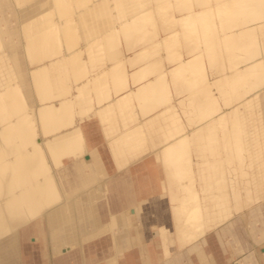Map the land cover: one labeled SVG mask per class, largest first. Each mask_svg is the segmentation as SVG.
<instances>
[{"label": "bare ground", "instance_id": "6f19581e", "mask_svg": "<svg viewBox=\"0 0 264 264\" xmlns=\"http://www.w3.org/2000/svg\"><path fill=\"white\" fill-rule=\"evenodd\" d=\"M15 1L22 12L20 21L19 16L17 19L19 27L20 22L22 23V34L27 38L25 39L26 48L31 49V55L34 56L29 70L32 73V86L34 79L35 94L39 103L35 105L33 113L25 114L22 111L24 108L22 104H17L16 100L8 101L16 99L13 96L18 93V85L10 83L16 75L13 73L9 57L2 52L0 54V72L3 73L0 78V111L4 110L12 115L9 116L10 120L6 119L7 121L4 122L5 116L0 113L3 120L0 122V255H5L4 261L0 259V264H23L25 261L23 255L29 250L25 241L29 239L33 248L41 247L44 243L40 242L39 234L42 236L43 227L48 242L51 236L50 245L59 247L62 241L75 236L69 224L67 228L62 225L72 214L73 219L76 220L74 222L79 223L78 226L84 232L88 229L87 224L93 217L92 213L96 216L101 215L98 202L101 197L109 194L107 193V179H105L108 172L98 146L91 144L94 142L91 136L95 137L92 132L93 126L94 130H100L110 161L122 179V181L119 180V189H122L124 185L133 191V182L130 181L131 179L128 180L127 176L125 177V170L128 169L130 163L140 158V153L148 146L145 126L151 127L162 123L165 126L173 119L170 110L176 104L165 106L157 111L153 107L159 101L166 102L170 99L167 94L170 90L165 79L172 82L185 75L181 82L185 90V85L190 83V77L194 79L205 70L206 74L203 76L207 80V87L204 89H207L205 93L209 110L203 116L207 117L208 148L212 149L211 142L215 141L214 136L220 129L223 131L221 139L225 144L223 146L225 149H220L225 151L227 145L231 143V151H241L244 155L234 165L235 168L227 173L222 170L223 176H220L222 163H220L221 160H216L213 150L211 154L202 155L200 153L204 150L198 148V153L194 154L198 160L191 166H189L190 158L185 159L181 164L177 162L179 157L188 152L187 146L193 143L195 147L196 143L198 144L197 139L190 137L197 129L186 134V139H177L162 149L166 153L164 156L167 155V158L172 159V164H174L173 168L167 160L166 170H157L159 174L167 172V182L171 188L166 186V189L170 192L175 187L183 199L191 200L189 204L187 203L190 208L182 211L185 215L180 220L181 222L177 221L178 218H173L170 221L172 225H167L169 220L159 218L154 225L156 230L153 235L158 241V246L160 245V251L166 246L187 245L190 240L198 236L196 232L200 234L209 230L215 224L223 222L229 213H238L244 207L248 208L262 199L259 187L264 188V0H235L232 6L224 5L222 10L224 16L219 19L218 31L208 34L204 39L205 51L194 53L190 59L184 57L181 62L166 71L167 76L160 75L146 88H137L134 92L136 95L133 97H128L132 94L130 90L120 87L114 95H104L101 98L100 93L95 94L96 97L88 95L91 90L102 85L104 73L111 68L96 72L86 81L77 83L73 95H68L69 91H65L66 86H61V80L65 78L67 55H63L62 59L49 61L40 67H31L48 55L41 49L32 52L34 46H41L45 43L43 42L45 39H38L37 36L50 27L45 19L41 20V15L47 9L55 7L58 9L57 12L65 10L68 7V0H36L29 7L25 6L26 0ZM87 2L88 0H81L76 6L83 10ZM102 2L103 0H97L85 11H79L81 13L78 18H81L82 23L87 22L89 16L97 18L106 15L102 9ZM203 2L204 0H176L175 3L170 4L171 11L174 8L183 12L192 10L193 13L187 15L185 22H181V25L188 23L192 26L190 45L193 50L197 47L194 34L201 30V26L197 24L201 22L199 18L201 16L197 12L200 8L196 9L195 4L199 7ZM12 7L16 14L17 7L13 3ZM3 10H6L5 7ZM206 13L209 18L212 10L207 8ZM65 21L69 22L67 19ZM206 22L208 23L205 27L213 24L210 20ZM43 23L46 25L44 26ZM107 23L112 24L111 21ZM132 24H134L133 18H127L119 24V30H123L124 36H129L127 33ZM56 28L62 32L63 36L69 37L72 34L73 27ZM90 28L92 32L99 29L94 25ZM0 29H2L1 26ZM51 33L47 34V38ZM88 34L91 33L85 36ZM114 34H119V31L115 30ZM189 34L186 32L181 36L185 38ZM111 45H114V48L111 49L110 54L113 52L115 55L119 50L118 45L115 42L108 44L102 39L87 45L81 51L87 52L92 63L97 65L101 59L98 56L93 58L95 52L99 53L98 50ZM169 55H171V49L167 50L166 57ZM69 56L70 54L68 58ZM214 57L219 60L220 69L227 68V64L231 63L234 66L229 72L221 71L216 82L211 81L212 76L208 75V69L209 71L214 68L219 69L218 65H212ZM115 76L113 75L114 78ZM210 84H212L211 87L208 86ZM180 89L175 88V90ZM197 89L199 90V87ZM215 89L218 97L215 96ZM237 89H244L243 92L247 94L242 110L230 107L233 91ZM187 90L190 95L182 96L177 107L189 118L192 116L194 118L198 116L196 109L203 105L204 96L197 95L198 91L192 88V85L190 88L187 87ZM145 96L147 99L143 100ZM135 97L141 103L139 112L134 114L122 111L132 105ZM93 98L94 100L89 102V99ZM188 104L191 105V112L186 113V109L190 106ZM225 106L227 110L224 113L221 111L220 121L218 125H215V111L222 110ZM140 117H143L142 120H139ZM236 117H240V121L243 118L246 119L239 129L233 126ZM201 118L203 117L199 116V119ZM164 131L168 130L164 129ZM164 131L161 134H165ZM241 131L247 135L243 139L235 138ZM149 135L153 133L150 132ZM172 138L166 137L163 140ZM216 140L219 139L216 138ZM27 141L29 146H25L23 150ZM235 141H242L245 144L237 145ZM255 156L260 160L256 162L253 173H250L245 168L253 165L252 159H256ZM190 167L192 168L189 169ZM241 173L247 174L248 178L238 179ZM221 181L227 184L222 185V191L217 193L216 189ZM134 184L136 186L133 191L134 196L138 199H146L142 194L147 189L146 181L138 178ZM151 188L154 189L153 186ZM127 192H124L125 200L132 199L134 196ZM84 205L86 208L81 209L80 207ZM55 215L56 219L53 218ZM109 215L113 226L114 218L119 221L126 219L117 213H109ZM129 216L132 217V215ZM57 221L58 223L62 221L59 226H62L60 232L49 231L50 226L58 225ZM179 226L185 232L180 236L176 229ZM36 242L38 246L33 245ZM50 245L47 249L46 247L40 248L42 249L41 254H48V260L51 259L50 254L52 253ZM80 245H73L72 251L80 248ZM72 251L70 248L66 249L61 256L62 259L58 258L55 262L75 264L76 258L74 253H71ZM103 255L105 256L106 253ZM152 256L155 255L152 254ZM67 259L68 261H65Z\"/></svg>", "mask_w": 264, "mask_h": 264}, {"label": "rangeland", "instance_id": "374dc122", "mask_svg": "<svg viewBox=\"0 0 264 264\" xmlns=\"http://www.w3.org/2000/svg\"><path fill=\"white\" fill-rule=\"evenodd\" d=\"M33 1L36 0H26L25 6L29 7ZM79 1L81 0H68V7H66L65 9L66 11L62 9L60 10V12H57L58 9L57 7H55L51 8L50 10L47 9L46 12H43V14L41 15V20L45 19L50 27L46 28L45 31L40 32L42 34H39L37 36L38 39H45L43 41L45 43L41 46H34L32 48V52L41 49L43 53L47 52L48 55L35 62V64L31 65V67L34 66L37 68L47 64L49 61L62 59L65 55H67L65 78L63 77V79L61 80V86H66L65 91H69L68 95H73V90L77 83H82L86 81L90 75H93L96 72L99 73L103 69L111 68L109 69V71H106L104 73V76L102 75L104 78L102 79V85L94 88V90H91L88 95L94 96L95 94L97 95L98 93H100V98L104 95H114V92L117 91L120 87H125V89L130 90L132 94L128 95V97H133L136 95V93L134 92L137 88H146L147 85H150L154 81V79L160 75L167 76L166 71L169 70L171 67L175 66L176 63L181 62L184 57L190 59L194 53L196 54L201 50L205 51V46H203L204 39L205 37H207L208 34L218 31L217 25L219 24V19H222V17L224 16L222 13L224 5L227 7L232 6V4L234 5L235 3V0H204L203 4H201L199 7L195 4L196 9L200 8V10H197V12H199L201 16L199 17L201 19V22L197 24L201 26V30L199 33L196 32V34H194L195 43L197 47H195L196 49L193 50L192 46L190 45V41L192 39L190 30L192 26L188 23L181 25V22H185L186 16L193 12L192 10H189V12H183L176 8L171 11L170 8H172V6L170 7V4L175 3L176 0H103L101 5L103 12L106 13V15L97 18L89 16V19L85 23H82L81 18H78L79 13L85 11V9L89 7V5H91L97 0H88L87 4L85 5L86 8L83 10L76 6ZM12 3L13 5H15V7H17L16 14L14 8L12 7ZM4 7L6 10H3ZM18 7L19 5L16 3L15 0H0V26L2 27V29H0V54L4 52L5 56L9 57L13 73L16 75L13 76L10 83L18 85V93L13 96L16 97V99H11L8 101L12 102L16 100L17 104H22L24 106L22 111L27 114L33 113L34 107L35 105H38L39 100L35 94L34 79V88L31 84L32 73L29 70L30 62H32V57L34 56L31 55V49L29 50L26 48L25 39L27 38L26 36L24 37V35L22 34L21 22L19 27L17 16H19L20 21V16L22 12ZM207 8H210L212 10V13L209 14V18L206 16ZM108 17H110L111 19H109ZM127 18H133L134 24H132V27L128 30L127 35L129 36H124V33H122L123 30H119V24L125 21V19ZM66 19L69 22H66ZM207 20H210V22L212 21L213 23L211 25L209 23V27H205L208 23L206 22ZM107 21H111L112 24L107 23ZM178 24L180 26H178ZM43 25L45 26L46 24L43 23ZM91 25L98 26L99 29H96L97 31L92 32L90 28ZM65 26L73 27L72 34H70L69 37L63 36L62 32L56 28ZM133 27L134 29H132ZM53 28L55 29L53 30ZM115 30L119 31V34H114ZM186 32H189L190 34L188 36L185 35V38L182 37L181 34ZM48 33L51 34L47 38ZM87 33L91 34L85 36ZM180 36L182 39L180 38ZM99 39L108 42V44H112V42H115V44L118 45L119 50L115 55H113V52L112 54H110L111 49L114 48V45H111L113 47H105L107 46L105 45L104 49L102 48V50H98L99 53L95 52V54L93 55V58H96L98 56V58L101 59L97 65H94L87 52H82L81 50H84L87 45L95 43ZM170 49L171 55L166 57L167 50ZM68 54H70L69 58ZM212 62L213 66L218 65L219 68L220 62L217 57H214ZM147 65H149L148 68ZM227 65L228 67L223 69L214 68L212 71H209L208 69V75L212 76V79L210 80L216 82V80L221 75V71L225 70L229 72L234 67L233 63ZM2 74L3 73L0 72V78ZM205 74L206 72L204 70L203 73H199L198 77L194 79L190 77V83L189 85H185V90H183L181 86V82L183 81V77L185 75L183 77H179L178 79L172 82H170V80L165 79V82L169 86L168 89L170 91L168 90L169 93L167 94H169L170 99H168L166 102L159 101L157 102V105L153 107H155L154 110L157 111L165 106L168 107L171 104H176L174 108L170 110V112L173 114V119L170 120V123H167L165 126L164 123L151 127L145 126V132H147L146 134L148 135V146H146L145 149H143V151L140 153V158L138 160L136 159L137 161H132L133 163H130L129 165L132 166L130 171L133 170L129 173V175L132 173L137 177H142L143 181H146L147 178V189L150 188V185L154 187V189H150L151 194H154L155 189L160 188V192L156 193L155 196H152L149 199L150 202H152L153 206H148V209L152 211V209L154 208L159 214L163 215L164 219H168L169 222L167 223V225H172V222L170 221H172L173 218H178L177 221L181 222L180 220H182L185 215L182 211L184 209L188 210L190 208L188 207V204L191 199H183L178 189L174 186V189L170 190L169 192V190L166 189V186L167 188L168 186L171 188V186L167 182V172H161L162 174H159L160 172L157 171L159 169L166 170L165 168H167L168 166L166 164L167 160L169 161V165L171 167L174 166V164H172L173 160H169L167 158V155L166 157L164 156L165 152H163L162 149L165 146L177 139H186V134L191 133L195 129H197V131H194V134H192L190 137L197 139L199 141L198 144L196 143L195 147L193 146V143L190 144L191 146H187L186 150L188 152H186L184 155L177 159L178 163H184L185 159L190 158L191 163L189 164V166H191L192 163L198 160L196 155H194L195 153H198V148L204 150L202 151V153H200L202 155H206L207 153L211 154V150H213L216 160H221L220 163H222V165L220 166V170H224V172L227 173L232 168H235L234 165L238 163V161L241 160L242 156L244 155V153L241 151H231V143L227 145V151H223L220 149L223 148V146L225 145L223 140L221 139L223 137V131L220 129L216 136L213 135L215 141L213 140V142H211L212 149L209 150L208 148V141L206 140V138H208V135L206 133L207 117L203 116V114L207 113L209 110L207 106L208 101L205 93L207 89H204V87H207V80L204 77ZM113 75H116L115 78L113 77ZM191 85L192 88H196V91H198V93L196 92L197 95L204 96V101L202 103L203 105L198 106V108L196 109V112H198V116L194 118L193 116L192 118H189L187 114L183 113V111H181V109L177 107L178 101L182 96H184L185 94L190 95L189 91L187 90V87L190 88ZM208 86L211 87L212 84ZM176 87H179L181 89L175 90ZM197 87H199V90L197 89ZM243 91L244 89H237L233 91L234 93L232 96L233 98L230 103V107H237V109L240 108L242 110L243 101L247 98V94ZM214 92L215 96L218 97L216 89L214 90ZM94 98L89 99V102L93 101ZM146 99L147 96L143 98V100ZM140 107L141 103L140 101H137L135 97L132 102V105L122 111L137 114L140 110ZM225 107L222 110L215 111V125H218V122L220 121L221 111L222 113H224L227 110V107ZM190 109L191 105L186 109V113L191 112ZM0 113L2 116H5V119L3 118L4 122L7 121L6 119L10 120L9 116H11L12 114H7V112L4 110H1ZM199 116H202L203 118L199 119ZM142 118L143 117H140L139 120H142ZM3 120L0 116V122H3ZM245 122V118L240 121V117H236L233 121V126L235 127V129H239V127H241L242 124H244ZM164 129L168 131H164ZM161 130L164 131L165 134H161ZM150 132H152L153 135H149ZM239 133L240 134H238L235 138L243 139L245 135H247L245 134V132L243 134V131ZM166 137L173 138L169 140H163ZM216 138L219 140H216ZM36 139H38L37 136ZM235 142V144L241 146L245 144L242 141ZM25 146H29L28 141L25 142L23 150ZM102 149H104L103 146ZM237 153L240 154V156ZM255 158L256 159L251 158L253 161V165L251 167L245 168V170H248V172L250 173H253V168L255 167L256 162L260 160L259 157L255 156ZM191 168L192 167H190L189 169ZM259 175L260 172L258 173V176ZM220 176H223V171ZM108 178V175H106L105 179ZM242 178H248V175L243 173H241V175H238V179L242 180ZM226 184V182L221 181L218 185V189H216V192L220 193V191H222L221 186H225ZM259 190L262 194V199L259 201L261 202L264 200V188L259 187ZM161 201H163L164 205H161ZM258 203H255L248 208L244 207L243 210L239 211L238 213H229V215L225 217L223 222L215 224L209 230H206L200 234L199 232H196L195 234H198V236H196L193 240L203 235H205L204 238L208 235H214V233H217L218 229L222 228L224 230L225 226L230 223L229 221L237 219L238 217L243 215L253 214L256 211ZM184 204L185 207H183ZM80 208L85 209L86 206L84 205ZM149 217H151V215H148L147 213L146 218ZM153 224L154 223L152 221L148 220L145 224L142 221H131L130 224L124 225L123 227H125V230L128 232V234L132 235L135 233L134 230H136L138 236H141V238H131L129 247L125 246L121 250V252L119 251L113 264H143L144 259H146L147 257V250H153L154 252H156L157 250L156 255L158 258L161 259V252L158 251V249H160L158 247V243H156L157 247L154 249V247L152 246L153 243L151 242V238L147 239V233L150 234V232H155L156 230ZM238 224V229L245 231L243 229L246 228L247 224L244 219L241 220L240 218ZM176 229L178 230L177 234L179 236L185 233L184 230L180 228V226ZM122 232L123 231H121V233ZM106 233L112 236L111 231H105L103 234ZM221 233L223 234V232ZM45 235L46 233H44V237ZM26 242L28 245L31 244L29 239L26 240ZM37 244L38 242H36L34 245ZM38 247L33 248V246H31L29 248L30 251L27 250L28 254H26V256L29 261V264L48 263V257H44L43 254H41V247ZM94 249L95 248H93V250ZM141 250L145 251V254H143ZM175 250L181 251L182 249L178 248ZM101 256L102 254L99 255V257L95 256L94 258V260L98 258L100 263H95L93 260V263L90 264H102L105 259H101ZM43 258L45 259V261H43Z\"/></svg>", "mask_w": 264, "mask_h": 264}, {"label": "crops", "instance_id": "0c3cea01", "mask_svg": "<svg viewBox=\"0 0 264 264\" xmlns=\"http://www.w3.org/2000/svg\"><path fill=\"white\" fill-rule=\"evenodd\" d=\"M92 132L95 134V137H93L94 135H90L92 141H94L91 144L92 146H98L100 155L107 167V175L109 177L107 179V193L109 194L100 198L98 205L100 206L99 213L101 215L96 216V214L92 213L93 217H91L90 223L87 224L88 229L85 232L81 230L82 228H80V226H78L79 223L77 224L74 222L76 220L73 219V214L70 218H68L67 221L63 222L62 225H64L65 228H67V224L70 225V228L74 230L73 233L75 236L62 241L59 247H52L50 245L51 236H49L50 239L48 242L46 235L44 237V233H46L44 227L42 228V232H44L42 233V236L38 232L41 243H44L41 248L46 247L47 249L49 245L51 247V259L48 260L51 262H48L47 264H57L55 260L58 258L61 260V256L63 253H65L66 249L70 248L72 251V246H78V244H81L80 248L76 249L74 252H71L75 255V264L93 263L95 256L99 257L101 254L102 256L100 258L105 259L102 264H113L119 251L121 252L125 246L129 247L131 238H141V236H138L136 230H134V234H128V232L125 230V227H123L124 225L130 224L131 221H142L145 224L149 220L154 223V226L159 218L164 219L163 215L159 214L154 208L152 211L148 209V206H153L149 199L152 196H155L156 193L160 192L159 188L154 191V194H151L150 189H152V185H150V188H144L146 192L142 193L143 197L146 199L136 198L133 194V191H135L134 189L136 187L134 182L136 179L142 177H137L132 173L130 176L129 173L133 170L130 171L132 166H129L128 169L125 170V177L127 176L126 178H129L128 180L131 179L130 181L133 182V191L124 185H122V189H119V180L122 181V179H120L121 177H119L117 171L110 161L108 151L103 143L104 140L101 138L100 130H94L93 126ZM102 146L106 152L104 149H102ZM145 187L147 188V184ZM119 192L121 193L119 194ZM124 192L130 193L135 198L133 197L130 200H125ZM161 205H164L163 201H161ZM109 213H117L119 216H123L126 219L124 221H119L116 220L117 218L113 217L115 222L113 226V224L110 222L112 219L109 217ZM147 213L148 215H151V217L146 218ZM129 215H132V217ZM53 218L56 219L57 216L55 215ZM240 218L241 220L244 219L247 224L246 228L243 229L245 231L238 229ZM165 220L168 221V219ZM61 222L58 223L57 221L58 225L50 226L49 231L52 230L60 232L62 226H59ZM229 222L230 223L227 222L228 224L226 223L227 225L225 226L224 230L222 228L218 229L217 233H214V235H208L205 238V235H203L193 241H190V243L185 246H166L161 251L158 249V251L161 252V259L156 255L157 250L156 252L153 250H147V257L144 259L143 264H264V200L257 204L256 211L253 214L243 215ZM108 230L112 232V236L107 233L103 234ZM121 231L123 232L121 233ZM221 232H223V234ZM153 234L154 232H150V234L147 233V239L151 238V242L153 243L152 246L155 249L157 247L156 243H158V241L155 240L156 237ZM30 245L32 246V243ZM30 245H27V247L30 248ZM158 247L160 248V245ZM93 248L95 249L93 250ZM178 248L182 250H175ZM141 252L145 254V251L141 250ZM103 253H106V255L103 256ZM26 254H28V252H25L23 255V257H25L23 258V260H25L23 261V264H27V262H29L26 261L28 260L26 258ZM152 254L155 256H152ZM1 256L2 255H0L1 261H4L3 258L5 255L2 257ZM43 256L48 257V254L45 253ZM69 257L70 256H68V258ZM43 260L45 259L43 258ZM65 261H68V259ZM94 262L100 263L98 258L94 260Z\"/></svg>", "mask_w": 264, "mask_h": 264}]
</instances>
